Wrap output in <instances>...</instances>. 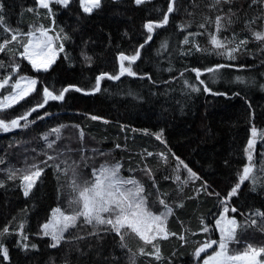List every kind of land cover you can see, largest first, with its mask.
Instances as JSON below:
<instances>
[{"label": "trees", "instance_id": "obj_1", "mask_svg": "<svg viewBox=\"0 0 264 264\" xmlns=\"http://www.w3.org/2000/svg\"><path fill=\"white\" fill-rule=\"evenodd\" d=\"M209 2L210 0H179L178 10L169 14V24L154 29L153 39L149 41L150 46L146 45L142 49L143 58L138 59L133 65V70L153 77L156 80L155 85L147 78L129 77L126 74L118 80L103 77L100 92L84 95L72 91L66 94V102L50 101L51 106L46 105L45 108L51 115L44 120H36V114L32 113L29 120L33 122L27 127L13 129L8 133L0 132V158L6 161L0 168H23L26 158L28 163H32L31 157L35 155L32 150H39L44 144L40 135L63 124L68 127L62 129V141L58 142L61 148L71 146L75 149L83 143L86 149L98 148L110 153L108 159L121 162L125 170L123 175L138 179L152 192L151 200L155 201L156 189L152 188V179L140 170L145 163V160H141V155L146 157V151L153 152L152 157H146V163L155 173L154 179L158 182L160 191L169 193L170 206L174 207L179 201H183L185 205L182 208L174 207L175 214L168 217L165 227L180 234L183 222L184 228L197 232V236L192 239L203 242L206 235L198 232L199 217L209 211L215 212L217 200L207 195H201L198 201L186 200L185 197L195 195L193 189L200 186L198 182L189 183L183 195L177 193V186L171 178L176 161L153 134L162 129L163 138L171 152L180 157L213 189L226 195L237 172L242 171L243 165L249 164L244 148L250 136V128L255 126L258 130L264 129V90L260 87L264 84V47L251 38L244 27V20L256 15V10L248 8L249 0H234L232 11L239 19L233 17L235 22L228 30L218 33V38L231 37L235 31L248 36L249 43L245 50L236 54V60L228 61L217 56L216 50L209 42L208 33L216 31L214 18L218 14L208 9ZM0 3L4 4L5 20L12 28L19 27L26 32L28 25L36 19L34 14L27 11L29 7H35V0H0ZM157 9L166 11L167 0H149L142 6H136L132 0H119L118 3L103 0L102 8L89 15L82 12L79 0H76L71 9L57 10L55 17L57 31L63 28L71 37L65 42V52L58 53L55 63L47 73H37L23 61L21 75L36 78L41 89L45 81L50 89L54 87L57 92L68 84L90 89L98 75L119 73L120 61L117 56L120 53L134 54L135 48L142 44L147 36L143 24L148 20L163 19L162 11ZM38 11L43 13L45 10ZM223 11L227 12L228 6H224ZM206 16L213 22L205 29H199V23L204 22ZM40 22L46 25L50 23L47 19ZM186 22H191L189 28H178V25ZM252 27L259 30V24ZM188 32L202 33L195 40L201 49L207 51L197 52L191 42L181 43ZM162 42L166 44L164 48L161 47ZM189 49L192 55H180L181 51L186 52ZM82 51L91 57V62L83 59ZM19 59L17 57V60ZM0 61L7 63L8 56L0 53ZM216 63H231L236 66L226 70L224 75L218 77L217 82L211 85L214 90L227 92V95L191 93L189 88L184 87L181 73L184 74V79L199 84L191 68L203 70ZM124 64L127 66V61ZM241 65L243 67H240ZM169 67L173 70L171 73L165 71ZM2 74L3 70L0 69V79ZM208 75L204 73L201 79H207ZM237 76L242 77L244 83L237 81ZM163 81L169 83L164 84ZM10 91V87L7 92L0 90L4 94ZM233 92L238 95H232ZM39 100H42V95L36 96L32 93L10 109L0 110V118L10 121L21 116ZM38 111L42 114L44 109ZM250 113L253 115L251 123ZM92 115L101 119L93 121L90 118ZM73 125H79L80 129L72 127ZM80 130L85 134L82 141ZM261 143L263 146L257 147H264V142ZM116 144H120L121 148H116ZM159 152L168 156L167 167L163 159L155 155ZM130 168L136 171L129 172ZM255 169L257 176H264V173L260 172V163L255 162ZM165 175L170 179L164 180ZM183 175L186 176L187 173L184 172ZM0 180H6L4 171H0ZM19 184V179H16L7 181L6 187L0 188V228L11 221L10 228L15 229L19 222L24 221V234L29 237L28 243H35L37 247H29L26 252L21 251L16 246L17 237L12 235L5 240V246L9 249V260L3 261V256L0 255L3 264H114L113 257L118 264H128L129 253L119 247V237H116L115 233L105 234L104 226L99 227V238H94L88 236V233L93 231L92 226L80 223L66 233L65 241L56 248L49 247L50 237L37 235L39 226L47 222L52 208L67 207L69 189L65 176L58 177L54 168H46L45 173L34 185L30 198L23 196ZM250 186L247 181L241 186L243 191L233 206H239L244 212L249 209L264 210V192H252L249 190ZM155 208L160 209L158 203ZM232 215H236L238 220H243L238 214ZM259 227H264V224ZM259 227L241 231L243 243L231 245L233 250L241 248L242 251L247 243L254 246L264 245V234ZM78 235H84L86 239L73 240V237ZM208 235L218 238L217 233ZM141 243L134 235L128 237V244L133 251ZM160 247L164 264H167L174 250L175 264H191V253L194 251L191 242L181 247L177 238L169 237L166 241H160ZM150 259L152 258L137 256V264H148Z\"/></svg>", "mask_w": 264, "mask_h": 264}, {"label": "snow or ice", "instance_id": "obj_2", "mask_svg": "<svg viewBox=\"0 0 264 264\" xmlns=\"http://www.w3.org/2000/svg\"><path fill=\"white\" fill-rule=\"evenodd\" d=\"M113 2L118 3L119 0H113ZM132 2L136 6H142L146 0H132ZM75 3L76 0H35V7H29L27 11L34 14L36 19L28 25L26 32L19 27L12 28L7 24L4 16V4L0 3V30H2L0 31V53L8 56L7 63L0 61V69L3 70L2 79H0V90L7 92L9 87L11 89L8 94L0 92V110L10 109L32 93H35L36 96L42 95V100L37 101L23 115L10 121L0 118V132L8 133L13 129L27 127L33 122L29 120L32 113L36 114V120H44V118L51 115L45 106L49 105L50 101L66 102L67 93L74 91L75 93L89 95L100 92L103 77H107L109 80H118L126 74L129 77L147 78L151 84L155 85L156 80L153 77L147 73L134 71L133 65L138 59L143 58L142 49L146 45L150 46L149 41L153 39L154 29L169 24V14L178 10L179 0H167L166 11L157 9V11H162L163 19L158 21L148 20L143 24L147 36L143 43L135 48L134 54L125 55L120 53L117 56L120 61L119 73L115 75H109L108 73L98 75L94 86L90 89L86 90L80 86L68 84L57 92L54 87L49 88L47 81L44 82V87L41 89L38 87L36 78L21 75L23 61H27L35 72L47 73L55 63L57 54L65 52V42L70 40L71 37L65 33L63 28L57 31L55 17L57 10H69ZM233 5L234 0H210L207 5L211 12H218L214 18L216 31L208 33L209 42L216 50L215 54L224 57L228 61L236 60V54L245 50L249 43L248 36H243L235 31H233L231 37L218 38V33H221L222 30H228L235 22L233 17H237V14L232 11ZM102 6L103 0H79V7L85 14H94ZM224 6H228L227 12L223 11ZM248 8L255 9L257 14L251 19H245L244 27L250 33V37L260 42L261 46L264 47V0H249ZM38 9L45 11L41 13ZM42 19H47L50 23L47 25L41 23ZM212 22V19L206 16L204 22L199 23L198 28L205 29ZM257 24H259V30H254L252 26ZM190 25L191 22H186L178 25V28L187 29ZM198 35H202V33L188 32L181 43L189 44L191 42L192 47L197 52L207 51V49H201L197 44L195 38ZM165 46L166 44L162 42L161 47L164 48ZM81 55L86 62H91V57L83 51ZM180 55H192V51L191 49L186 52L181 51ZM17 57L20 59L17 60ZM67 58V55H65V59ZM125 61H127V66L124 64ZM234 67L236 66L231 63H216L211 67H205L203 70L193 67L191 71L195 73L199 84L184 79L183 73H181L180 78L184 80V87L189 88L191 93L201 92L205 95L225 96L227 92L214 90L211 85L215 84L217 78L222 77L226 70ZM240 67H243V65ZM165 71L171 73L173 70L169 67ZM186 71H188L187 68ZM204 73L209 74L207 79H201ZM172 79H175V77H172ZM235 79L244 83L243 78L240 76ZM163 83L168 84L169 82L163 81ZM260 87L261 90H264V84H261ZM232 95H238V93L233 92ZM249 108H251L250 105ZM40 109H44L42 114L38 111ZM90 118L93 121L101 119L95 115ZM252 119L253 115L250 113V123ZM21 121L24 123L21 124ZM66 127L68 126L61 124L40 135V140L44 144L39 150H32L35 153L31 157L32 163H28L26 158L25 167L23 168H15L14 166L0 168V171L6 173V180H0V188L6 187L7 181L19 179V187L25 198H30L34 185L45 173L46 168H54L58 177L60 175L65 176L66 186L69 189L67 207L57 206L52 208L47 222L39 226L40 231L37 233V235L50 237L49 247L56 248L60 246L61 242L65 241V233L82 223L92 226L93 231L88 233V236L94 238H99L97 233L100 226H104V232L107 235L115 233V236L119 237V247L122 250L126 249L129 253L128 264H137V256L151 257L152 259L148 261V264H153V260L155 264H164L160 241H166L169 237L177 238L181 242V247L187 246L190 242L194 245V251L191 255L195 260V264H201V261L202 264H264V245L254 246L247 243L242 251H234L231 247V245L243 243L240 237L241 231H247L248 228L259 227L260 224H264V210L249 209L244 212L241 211L239 206H233L236 204V200L240 198L239 194L243 191L241 186L246 181L251 185L250 191L264 192V176L254 175L250 163L243 165L242 171L237 172L236 178L227 190L226 195H222L206 181H203L202 177L198 176L180 157L171 152L167 141L163 138L162 129L160 132L153 134L155 139L164 146L176 161L171 178L177 186V193L183 195L184 189L189 183L198 182L200 186L193 189L195 195L185 197L186 200L198 201L201 195L215 197L217 200L215 212L209 211V213L199 217L200 227L198 232L206 235V239L200 242L192 239V237L197 236V232L184 228L183 222H181L182 232L180 234L165 227L168 217L175 214L174 207L182 208L185 205L183 201H179L174 207L170 206L169 193L160 191L158 182L154 179L155 173L148 168L146 163V157H152L153 152L146 151V157L143 154L141 155V160H145V163L140 170L152 179V188L156 189L155 201L151 200L152 192L138 179L123 175L125 171L123 164L109 160L110 153L98 148L86 149L83 143L75 149L71 146L61 148L58 142L62 141V129ZM72 127L80 129L79 125H73ZM84 135L83 130H80L81 141ZM50 137L54 138L50 139ZM257 139L264 141V129L258 130L257 127L253 126L250 128V136L244 148L249 162L253 160L252 153ZM115 147L121 148V145L116 144ZM155 155L163 159L165 167L168 166L169 159L164 152L155 153ZM41 156L44 158L40 159ZM261 157L264 158V153H261ZM5 163V159L0 158V165ZM128 171L135 172L136 169L130 168ZM184 172L187 173L186 176L183 175ZM261 172L264 173V159H262ZM163 179L168 180L170 177L165 175ZM233 197L236 199H231ZM157 203L160 209L155 208ZM234 213L242 216L243 220H238L236 215H232ZM10 225L11 221L0 228V255L3 256V261L9 260V249L5 246V240L12 235L17 237L16 246L21 251L26 252L29 247L31 249L37 247L35 243H28L29 237L24 234V221L19 222L15 229H11ZM259 230L264 234V227H259ZM185 233L188 234L185 235ZM209 233H218V239L208 235ZM130 235H134L142 242L135 251L128 244ZM85 239L84 235L73 237L75 241ZM208 250H211V254ZM175 256L176 252L174 250L170 254L167 264H175ZM113 262L118 264L115 257H113ZM0 264H3V262L0 261Z\"/></svg>", "mask_w": 264, "mask_h": 264}, {"label": "rangeland", "instance_id": "obj_3", "mask_svg": "<svg viewBox=\"0 0 264 264\" xmlns=\"http://www.w3.org/2000/svg\"><path fill=\"white\" fill-rule=\"evenodd\" d=\"M146 1H149V0H146ZM258 145H260V146L262 145L261 140H259V139H257L256 145L254 146V150H253V153H252V155H253V160H252L253 161V166L252 167H253V174L254 175H257V171L255 169V162L256 163H260V167L262 168V159H264V158L261 157V153H264V147H257ZM252 161L251 162L248 161V162L252 165ZM65 235H66V233H65ZM240 250H241V248L238 249V251H240ZM209 254H211V251L209 252ZM258 259H260V257H258ZM194 262H195V260L192 258L191 264H193ZM201 264H202V261H201Z\"/></svg>", "mask_w": 264, "mask_h": 264}, {"label": "water", "instance_id": "obj_4", "mask_svg": "<svg viewBox=\"0 0 264 264\" xmlns=\"http://www.w3.org/2000/svg\"><path fill=\"white\" fill-rule=\"evenodd\" d=\"M211 250H208V252H210ZM202 256H203V254H201ZM193 264H195V262L193 263Z\"/></svg>", "mask_w": 264, "mask_h": 264}, {"label": "crops", "instance_id": "obj_5", "mask_svg": "<svg viewBox=\"0 0 264 264\" xmlns=\"http://www.w3.org/2000/svg\"><path fill=\"white\" fill-rule=\"evenodd\" d=\"M216 239H218V238H216Z\"/></svg>", "mask_w": 264, "mask_h": 264}]
</instances>
